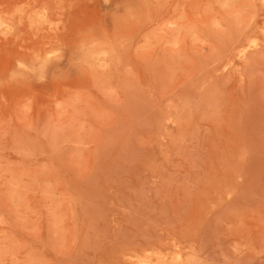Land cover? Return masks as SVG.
Returning <instances> with one entry per match:
<instances>
[{
  "label": "rangeland",
  "instance_id": "obj_1",
  "mask_svg": "<svg viewBox=\"0 0 264 264\" xmlns=\"http://www.w3.org/2000/svg\"><path fill=\"white\" fill-rule=\"evenodd\" d=\"M0 264H264V0H0Z\"/></svg>",
  "mask_w": 264,
  "mask_h": 264
},
{
  "label": "bare ground",
  "instance_id": "obj_2",
  "mask_svg": "<svg viewBox=\"0 0 264 264\" xmlns=\"http://www.w3.org/2000/svg\"><path fill=\"white\" fill-rule=\"evenodd\" d=\"M262 2V1H261ZM47 9V8H46ZM44 11V10H43ZM36 13H37V11H35ZM31 13V12H30ZM36 17V16H35ZM22 18V17H21ZM27 18V17H26ZM36 19V18H35ZM39 19V18H38ZM47 21V20H46ZM60 21V20H59ZM3 22V21H2ZM4 22H6V21H4ZM44 23V22H43ZM42 23V24H43ZM39 25V24H38ZM42 26V25H41ZM44 26V25H43ZM15 27V26H14ZM17 30V29H16ZM52 30V29H51ZM13 32H14V30H13ZM251 39H253V38H251ZM257 44V43H256ZM250 46V45H249ZM251 46H253L252 44H251ZM250 48V47H249ZM61 49V48H60ZM244 49V48H243ZM53 50V49H52ZM240 50H242V49H240ZM55 51V50H54ZM51 53V52H50ZM47 54H48V52H47ZM49 57V56H48ZM59 57V56H58ZM44 63V62H43Z\"/></svg>",
  "mask_w": 264,
  "mask_h": 264
}]
</instances>
